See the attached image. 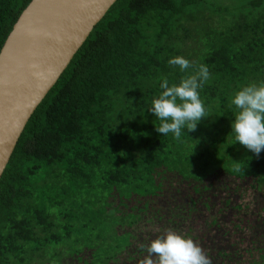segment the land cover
Listing matches in <instances>:
<instances>
[{"label": "trees", "instance_id": "obj_1", "mask_svg": "<svg viewBox=\"0 0 264 264\" xmlns=\"http://www.w3.org/2000/svg\"><path fill=\"white\" fill-rule=\"evenodd\" d=\"M29 1L0 0V48ZM176 56L191 67L170 66ZM200 64L208 117L179 139L159 134L148 109L160 82ZM260 81L264 0H116L5 165L0 264H143L169 230L211 264H264V150L231 132V98Z\"/></svg>", "mask_w": 264, "mask_h": 264}, {"label": "water", "instance_id": "obj_2", "mask_svg": "<svg viewBox=\"0 0 264 264\" xmlns=\"http://www.w3.org/2000/svg\"><path fill=\"white\" fill-rule=\"evenodd\" d=\"M116 0H30L0 48V177L29 117Z\"/></svg>", "mask_w": 264, "mask_h": 264}, {"label": "clouds", "instance_id": "obj_3", "mask_svg": "<svg viewBox=\"0 0 264 264\" xmlns=\"http://www.w3.org/2000/svg\"><path fill=\"white\" fill-rule=\"evenodd\" d=\"M168 64L182 72L191 67V62L183 56L169 58ZM209 77L208 66L200 64L195 74L181 79L178 84L169 86L167 79L160 82L162 91L148 109L160 121V126L155 127L159 134L171 133L179 139L183 128L194 131L198 123L208 117L199 89ZM231 104L237 110L231 121L235 143L259 156L264 150V81L242 86L231 98ZM146 251L148 256L143 264H154L151 257H156V264H211L199 244L171 230L152 240Z\"/></svg>", "mask_w": 264, "mask_h": 264}]
</instances>
